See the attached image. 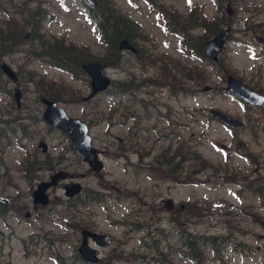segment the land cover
<instances>
[{"label": "rangeland", "instance_id": "obj_1", "mask_svg": "<svg viewBox=\"0 0 264 264\" xmlns=\"http://www.w3.org/2000/svg\"><path fill=\"white\" fill-rule=\"evenodd\" d=\"M13 1L20 2V8L43 7L39 14L43 15L45 11V15L35 20V24L39 25L42 31L72 41L83 55L108 59L106 56L109 53L108 49L99 41L96 26L91 22L84 2ZM40 1L43 6L40 5ZM112 1L123 13L135 20L146 34L143 35L145 41L140 40L139 45L165 59L171 56L170 64L178 63L180 71L186 67L188 77L194 75L196 63L191 58L182 59L178 47L183 45V37L173 33L175 26L171 22L180 29L179 23L183 22L184 25V21H187V12L192 6L197 9L193 12L199 19L202 17L203 20V16H206L215 22L225 17L223 9L225 0H219L216 2L217 5L212 0ZM230 1L234 10L231 16V26L234 28L232 40L220 53L219 66L206 65L205 68L204 66L199 68L202 75L206 69L208 81L196 85L199 89L205 84L211 86V90L207 92L193 89L195 82L182 77L183 74L180 72V77L169 75L168 80L178 81L175 85H169L171 89L169 94L166 86L160 87L168 81L159 73L156 64L146 62L143 67V61H139V56L137 59L132 54L124 52L119 63L114 67L109 66L107 73L115 83L134 78V84H137L139 90L129 96L98 95L86 103L81 100L82 96L89 92L86 77L73 79L67 73L34 57H27L21 52L11 53L3 58L18 73V82L15 85L22 91L20 105L24 107L22 116L25 118H22L21 122L25 124L26 129H19L20 132L10 138V141L4 140L0 145V201L7 209L5 214H0V264L82 263L80 260L73 262L74 252L76 253L74 241L78 235L75 233L69 235L70 232L62 224L61 206L51 202L50 206L37 211L32 205L33 187L39 180L47 179L56 169L55 166L69 171L78 181L84 183L87 189H99L100 184L109 187L101 189L105 202L87 203L77 208V214L91 222L98 230H106L118 240H122L117 244L119 247L113 244L116 249L113 253L121 257V260H116L114 264H196L187 256L189 251L184 250L181 244L184 239L183 232L173 220L180 216L176 209L181 202L191 209L197 206L203 212L200 219L190 217L188 220L186 218L179 220L183 221V225H186L191 234L195 236L198 234L207 239L211 232L215 233L211 226L214 220L211 215H216L212 202L219 199L235 205L231 208L233 213L228 218L231 221V229L226 232L230 235L231 244L221 251L223 255L221 263L212 258L213 252L206 241L204 264H264V206L260 202V194L258 196L253 192V188H250L264 177V107H249L219 88L224 87L221 76L227 73L235 76L249 88L264 94V23L255 26L261 20L264 21V0ZM199 10H202L203 16ZM10 14L11 9L6 13L0 12V25ZM166 18L169 23L164 20ZM21 24L20 21L17 27ZM244 27L247 32L245 34L240 31ZM181 31L186 37L189 34L202 39L204 35L203 31L196 29L187 34L189 30L185 26ZM236 39H241V44L235 42ZM28 40L25 49H35L37 46L35 40ZM186 41L184 37V43ZM194 41L198 40L192 42ZM145 79L155 83L142 82ZM0 80L5 83L2 86L3 90L0 91V118L8 119L16 113L11 95L14 84L5 77ZM38 80L45 84L55 82L54 88L59 92V104L69 115L81 118L89 124L95 146L101 150V159L104 162L101 176L94 174L81 159H77L66 148V139L40 119L43 106L34 100L38 94L36 88ZM131 84L124 86L131 88ZM134 96L150 103L140 105L135 102ZM210 108L219 109L238 118L244 125L230 131L216 119L209 117L207 111ZM18 113L21 114L20 110ZM134 122L138 125L136 129ZM132 133L142 135V140L149 137L152 152L160 150L161 159L168 158L167 155L174 151L177 143H182L181 149L187 150L184 146L186 141L188 146L197 150V153L206 159L207 164L212 166L211 169H202L195 177L210 182L199 184L200 182H194L192 179L174 182L164 173L158 177L153 172L134 169L131 163L137 156L131 154L128 149ZM115 136L122 137V141L115 140ZM40 139L49 144L47 156L37 147ZM118 142H123V145L118 149L117 155L115 150ZM217 142L225 144L227 150H222ZM33 156L40 164L36 170L30 169V179L27 182L23 176V167L26 165V158L31 159ZM156 169L157 167L153 168L154 171ZM223 175L227 177L235 175L236 179L225 181ZM241 178L243 182L239 180ZM62 183L59 182L50 189L52 201L64 197ZM235 192L241 197L234 198ZM116 196L121 198L120 201L114 199ZM165 198L173 200V212L165 206L163 202ZM132 199L137 202L146 201L144 212L148 217L144 219L140 214L138 218L142 222L130 226L126 224L137 220L132 215ZM12 201L15 203L12 204ZM26 212L30 213L28 217H25ZM240 225L241 228L238 229ZM134 226L140 227L133 229L132 235L127 237V230ZM239 240L246 242L247 247L241 249L240 253H234L233 243L236 244ZM152 244H156L153 247L157 248H151ZM151 251H155L156 254L149 259L139 256ZM111 252V249H106L101 257H106ZM162 252L163 256L158 255Z\"/></svg>", "mask_w": 264, "mask_h": 264}, {"label": "water", "instance_id": "obj_2", "mask_svg": "<svg viewBox=\"0 0 264 264\" xmlns=\"http://www.w3.org/2000/svg\"><path fill=\"white\" fill-rule=\"evenodd\" d=\"M89 3H93V1L88 0ZM228 29L222 30L218 35H216L213 39L209 40L205 43V53L215 59L218 51L221 49L226 35H227ZM120 48L125 49H132L131 45L127 40L120 41ZM3 71L10 76L11 78L15 79V74L11 68H9L7 65L3 64L1 65ZM84 69L88 72V74L91 76V93L88 95L87 98L94 95L97 91L103 90L107 87L109 84V79L104 75L103 73V64L100 63H89L83 66ZM227 89L240 95L243 99H245L247 102L251 104H257L261 105L264 102V98L260 95L249 91L245 87H243L241 84H239L235 79L228 77L227 80ZM16 97H18V94H16ZM42 101L46 104V109L43 113V118L49 122L50 124L64 130L67 132L71 138H72V145L75 149V151L79 155H84L85 160L89 162V164L95 169L99 170L101 168V162H99L96 159V153L95 149L92 147L91 144V138L89 135H87V128L84 123H82L78 119H72L69 118L63 109L58 107L54 101L42 99ZM212 114L223 120L228 125H235L238 124L237 121H234L230 119L229 117L221 114L220 112L211 111ZM71 127V129H69ZM58 178V175L52 176V182H54ZM51 183H40L38 185V189L34 191V201L37 200L46 203L47 198L44 194L45 189L50 185ZM74 191L67 192L68 195L75 193L78 191V186L75 185ZM70 190V189H69ZM79 252L84 255V258H88L89 260L95 261L94 258L95 251L89 249L84 244L80 246ZM91 257H88V256Z\"/></svg>", "mask_w": 264, "mask_h": 264}, {"label": "trees", "instance_id": "obj_3", "mask_svg": "<svg viewBox=\"0 0 264 264\" xmlns=\"http://www.w3.org/2000/svg\"><path fill=\"white\" fill-rule=\"evenodd\" d=\"M98 5L92 9L94 12V19L97 22L99 29L101 31V38L105 41L106 45L117 54V44L121 38H127L133 41L137 34L138 26L130 20V18L123 14L119 9L115 8L110 0H97ZM33 12L29 13V20H31ZM30 26L32 29L31 37L37 44H39L40 52L34 53L40 56L46 57L48 62L56 64L66 70H69L74 75L76 72H81L80 65L92 57L88 54L83 55L82 51L75 47V45L69 43L66 46L64 42L59 39H47L44 38L42 34L37 32V27L34 25H24ZM21 38V34L16 28L10 26L9 22L6 24L5 28L0 27V55L4 52L10 51L13 41H17ZM193 50L200 57L201 54L198 52L199 45H194ZM187 68L184 67L183 74L188 77L189 75L185 71ZM205 78L200 77L199 80H204ZM38 86L43 85L42 82L37 83ZM41 94L48 97H55L56 89L52 85L40 88ZM55 99V98H54ZM194 240L190 237L185 245L190 248L194 245Z\"/></svg>", "mask_w": 264, "mask_h": 264}, {"label": "flooded vegetation", "instance_id": "obj_4", "mask_svg": "<svg viewBox=\"0 0 264 264\" xmlns=\"http://www.w3.org/2000/svg\"><path fill=\"white\" fill-rule=\"evenodd\" d=\"M136 129V126L134 127ZM145 134V133H142ZM142 136V135H141ZM138 134L132 133L130 137V144L128 143V149L131 154H135L137 156L136 160H133L131 165L135 168H138L139 170L147 171L150 169L153 165H157V162L159 161L162 164H165V161L161 160V152H152L151 143L149 142L150 138L145 137L142 140L141 137ZM117 141H122V137H117ZM147 140V142H146ZM119 148L123 145V142H118ZM118 152V149H117ZM72 180V179H71ZM71 180H68L71 182ZM92 191V190H90ZM225 208V207H224ZM222 206H216L214 208V212L216 213V217L220 214H226V211L224 210ZM181 209H184V206H181ZM218 218H220L218 216ZM221 221L217 222V225H220Z\"/></svg>", "mask_w": 264, "mask_h": 264}]
</instances>
